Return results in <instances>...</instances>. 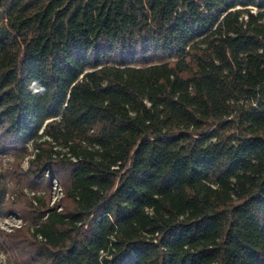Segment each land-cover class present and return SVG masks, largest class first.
I'll return each mask as SVG.
<instances>
[{"label":"trees","instance_id":"1","mask_svg":"<svg viewBox=\"0 0 264 264\" xmlns=\"http://www.w3.org/2000/svg\"><path fill=\"white\" fill-rule=\"evenodd\" d=\"M0 148L19 264H264V0H0Z\"/></svg>","mask_w":264,"mask_h":264},{"label":"rangeland","instance_id":"2","mask_svg":"<svg viewBox=\"0 0 264 264\" xmlns=\"http://www.w3.org/2000/svg\"><path fill=\"white\" fill-rule=\"evenodd\" d=\"M29 151H31V147L28 145ZM31 157L25 158L21 164L20 168L26 172L28 167V162ZM13 159L11 157V153L6 152L0 148V184L3 188L7 190L6 199L13 200L15 188L13 187L9 175V171L11 169V164ZM42 188H36V190L32 191L29 188H25L24 192L29 196L35 192H39ZM61 196L59 190L57 188V184L53 182V187L51 189V204ZM22 225V221L16 215H5L0 217V264H19L16 260L14 253L9 249L7 245H4L2 240L1 232L10 233L13 229L19 228Z\"/></svg>","mask_w":264,"mask_h":264},{"label":"clouds","instance_id":"3","mask_svg":"<svg viewBox=\"0 0 264 264\" xmlns=\"http://www.w3.org/2000/svg\"><path fill=\"white\" fill-rule=\"evenodd\" d=\"M28 87L33 94H43L46 91L45 87L38 80L31 81Z\"/></svg>","mask_w":264,"mask_h":264},{"label":"built area","instance_id":"4","mask_svg":"<svg viewBox=\"0 0 264 264\" xmlns=\"http://www.w3.org/2000/svg\"><path fill=\"white\" fill-rule=\"evenodd\" d=\"M58 188V187H57ZM59 190V189H58Z\"/></svg>","mask_w":264,"mask_h":264}]
</instances>
